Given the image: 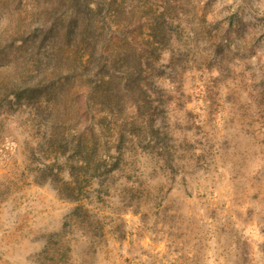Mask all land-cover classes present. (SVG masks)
Instances as JSON below:
<instances>
[{"label":"rangeland","instance_id":"rangeland-1","mask_svg":"<svg viewBox=\"0 0 264 264\" xmlns=\"http://www.w3.org/2000/svg\"><path fill=\"white\" fill-rule=\"evenodd\" d=\"M87 2L0 0V264H264V0Z\"/></svg>","mask_w":264,"mask_h":264},{"label":"trees","instance_id":"trees-1","mask_svg":"<svg viewBox=\"0 0 264 264\" xmlns=\"http://www.w3.org/2000/svg\"><path fill=\"white\" fill-rule=\"evenodd\" d=\"M87 1L88 0H83V5H84L85 8L88 9V2ZM85 21H86L85 22V28L83 29V32H85L87 36H89V35L91 36L92 33H93L91 19L90 18H86ZM80 27H81V22H79V20L76 17H73L70 20V22H69V29L66 31L65 37L67 39L73 38L75 36V34H77V32L80 31ZM35 34L38 37V35L40 34V32L39 33L38 32H35ZM49 34H51L50 29L44 31L43 36L44 35H49ZM31 78H33V76ZM25 86H26V84H25ZM26 90L28 91L27 96H29V95L32 96V95H34V92H36V90H35L34 87H26Z\"/></svg>","mask_w":264,"mask_h":264}]
</instances>
